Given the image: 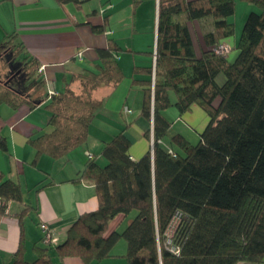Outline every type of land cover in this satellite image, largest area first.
<instances>
[{"label": "trees", "instance_id": "obj_1", "mask_svg": "<svg viewBox=\"0 0 264 264\" xmlns=\"http://www.w3.org/2000/svg\"><path fill=\"white\" fill-rule=\"evenodd\" d=\"M245 1L260 11L249 13L237 55L229 61L212 47L235 35L231 17L236 0H160L156 58L154 50L141 109L152 122V133L146 135L153 145L133 159L129 137L124 131L114 135L101 152L105 163L91 156L72 179L95 184L98 208L81 214L63 243L35 244L33 261L25 258L20 220L22 240L12 264H54L51 246L61 258L98 264L115 256L121 239L127 243V264H264V0ZM183 12L190 20L213 18V29L203 35L201 55L195 52L189 26L174 18ZM106 24L93 28L104 32ZM14 37L0 44V61L7 68L0 77V104L32 109L48 101L50 129L29 142L37 157L67 155L85 144L101 108L93 90L123 79L114 56L119 48L110 44L100 50L98 70L76 76L81 93L67 88L52 94L46 91L40 62ZM5 48L11 54L1 57ZM219 74L225 77L222 84ZM193 104L208 117L196 144L164 114L175 105L182 115ZM0 201V214L8 212L10 202L24 204L21 183L1 171ZM30 209L25 206L19 216ZM132 211L137 214L123 230L108 232L115 217Z\"/></svg>", "mask_w": 264, "mask_h": 264}, {"label": "crops", "instance_id": "obj_2", "mask_svg": "<svg viewBox=\"0 0 264 264\" xmlns=\"http://www.w3.org/2000/svg\"><path fill=\"white\" fill-rule=\"evenodd\" d=\"M159 3L160 0H72L64 4L57 0H0V44L15 35V43L22 45L43 67L41 74L47 92L60 93L70 88L81 93L82 84L76 76L85 70H98L102 62L99 51L110 44L119 48L114 56L123 73L120 82L104 83L93 90L94 98L101 100L102 105L90 125L88 139L60 157H37L29 142V138L50 129V111L45 107L48 101L32 109L26 104H0V171L19 181L24 192V204L10 202L8 212L0 214V264L14 262L22 240L20 220L24 223L25 258L33 261L37 257L34 245L46 246L41 222H47L59 243H63L70 225L81 214L98 208L95 184L72 180L84 168L89 154L104 164L102 149L120 131L131 140L133 159L150 150L151 139L146 134L152 133V122L141 115V109L145 86L151 78L147 68L152 65L151 52L157 45ZM174 18L189 26L195 52L201 55L206 47L203 35L213 29V18L190 20L185 12ZM105 22L106 31L93 28ZM226 41L233 46L226 57L233 61L238 51L237 36ZM217 80L224 83V75L219 74ZM170 96L173 101L177 98L173 91ZM172 106L175 105L164 110V114L173 122L174 129L183 120L199 134L208 123L207 114L198 104L182 115ZM94 123L97 125L93 126ZM25 206L31 207L30 211L19 216ZM127 217H115L108 232L123 230L132 220ZM122 243L120 240L115 248L119 244L124 247ZM126 247L119 251L114 248L115 256L98 264H127L122 258ZM49 253L54 264H85L80 257L61 258L56 246H51Z\"/></svg>", "mask_w": 264, "mask_h": 264}, {"label": "rangeland", "instance_id": "obj_3", "mask_svg": "<svg viewBox=\"0 0 264 264\" xmlns=\"http://www.w3.org/2000/svg\"><path fill=\"white\" fill-rule=\"evenodd\" d=\"M252 10H257V11H260V8H259V6H257L256 4H254V3H252V2H249V1H245V0H236V13H235V15L233 16V17H231V20L233 21V23H234V27H235V37L237 36V42L239 43V41H240V38H241V35H242V33H243V29H244V25H245V23H246V20H247V18H248V15H249V13L252 11ZM233 36V37H234ZM233 37L231 38V39H233ZM226 42H228V41H226ZM231 44V43H230ZM232 45V44H231ZM6 49V48H5ZM4 49V50H5ZM12 50L9 48H7L4 52L2 51L1 52V57L3 56V55H5V57H7V56H9L11 53ZM232 51V50H231ZM230 51V52H231ZM230 52H228L227 54H226V56L230 53ZM5 72H7V68H4L3 67V64L1 63V61H0V77H3L2 75H1V73L3 74V73H5ZM133 99L134 98H130L129 100L130 101H132V102H134L133 101ZM129 101V102H130ZM172 108H174V109H176V107L175 106H172ZM176 118H174V120H175ZM182 122V125L181 124H179V123H176L175 125V129H176V131H179V132H181L188 140H190L192 143H194V144H196V143H198V141H199V138H200V136H199V134L194 130V129H192L191 127H189V125H186L187 123L185 122V121H181ZM97 125V123H94L93 124V126H96ZM92 126V129H94V127ZM183 126H185V127H183ZM136 214H137V211H132L130 214H129V216L127 217V218H134L135 216H136ZM33 217H35V214L33 213V214H31ZM121 242H123L122 244L124 245V247L127 245V243H126V241H125V239H121ZM120 246V244L115 248L116 249V251H119V249L120 248H124V247H119ZM126 250H127V247H126ZM126 253V252H125ZM122 258H125L126 259V257L123 255L122 256ZM124 259V260H125Z\"/></svg>", "mask_w": 264, "mask_h": 264}, {"label": "built area", "instance_id": "obj_4", "mask_svg": "<svg viewBox=\"0 0 264 264\" xmlns=\"http://www.w3.org/2000/svg\"><path fill=\"white\" fill-rule=\"evenodd\" d=\"M212 49H213L215 54L224 56L233 49V46L230 44V42L222 41V42H219L218 44L214 45L212 47ZM79 54L82 55V52H80ZM155 58H156V49L154 52V59ZM42 68L40 66L39 70L41 71ZM50 93L54 94L56 92L52 90ZM151 144L153 145V141L151 142ZM152 148H153V146H152ZM91 156L92 155L89 154V157H91ZM40 227H41V230L43 232V241L46 244L54 245L58 242V239H59L58 236L55 234L54 230L51 228V226L47 222H41Z\"/></svg>", "mask_w": 264, "mask_h": 264}]
</instances>
